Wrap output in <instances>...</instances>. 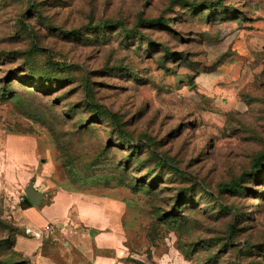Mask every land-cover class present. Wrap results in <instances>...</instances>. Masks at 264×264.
Returning <instances> with one entry per match:
<instances>
[{
	"label": "rangeland",
	"instance_id": "obj_1",
	"mask_svg": "<svg viewBox=\"0 0 264 264\" xmlns=\"http://www.w3.org/2000/svg\"><path fill=\"white\" fill-rule=\"evenodd\" d=\"M221 2L0 0V260L89 264L98 215L122 264H264V0Z\"/></svg>",
	"mask_w": 264,
	"mask_h": 264
},
{
	"label": "crops",
	"instance_id": "obj_2",
	"mask_svg": "<svg viewBox=\"0 0 264 264\" xmlns=\"http://www.w3.org/2000/svg\"><path fill=\"white\" fill-rule=\"evenodd\" d=\"M83 218H78L76 220V223L79 224L82 230H75L76 233L73 235L79 244L82 243L84 245V254L85 257L90 260L89 264H122L120 260L106 257V255L103 254L105 250L117 248L115 241V238L118 236V233L115 232L117 223L116 218L113 216L111 221L104 220L103 217H98V215L94 218L86 217L85 220H83ZM48 260H51L50 257L42 255L39 252L36 254L35 259L31 261V264L48 263Z\"/></svg>",
	"mask_w": 264,
	"mask_h": 264
},
{
	"label": "trees",
	"instance_id": "obj_3",
	"mask_svg": "<svg viewBox=\"0 0 264 264\" xmlns=\"http://www.w3.org/2000/svg\"><path fill=\"white\" fill-rule=\"evenodd\" d=\"M174 1V0H173ZM179 3H186V4H189V5H193V6H199V5H206V6H211V7H214V6H218L220 5L222 2L221 0H217V1H211V2H201L200 4H196V3H193V2H187L185 0H177ZM166 19L163 18V17H158V18H152V19H139V23L141 24H145V25H156V24H165L166 23ZM113 25L111 22L109 21H105V22H101L100 25H99V28H102L103 26H111ZM122 30L124 32H127V29L126 28H123L122 27ZM55 65H58V64H55ZM86 91L87 89H89V86L86 85L85 87ZM89 105H94V103H92L90 100L87 101ZM99 112V110H98ZM156 165H161L160 163H157ZM232 184H229L228 186H231ZM15 244V238L13 236V234H7V236H5L4 238H2L0 240V248L2 246H7L9 250H11L13 248ZM0 264H21V263H18V262H10L9 260H0ZM25 264V262H24Z\"/></svg>",
	"mask_w": 264,
	"mask_h": 264
},
{
	"label": "water",
	"instance_id": "obj_4",
	"mask_svg": "<svg viewBox=\"0 0 264 264\" xmlns=\"http://www.w3.org/2000/svg\"><path fill=\"white\" fill-rule=\"evenodd\" d=\"M40 188L35 189L32 184H29L28 187L24 190L25 196L29 200L30 204L34 206L39 205L41 200L44 198V192ZM21 208H24L22 204Z\"/></svg>",
	"mask_w": 264,
	"mask_h": 264
}]
</instances>
